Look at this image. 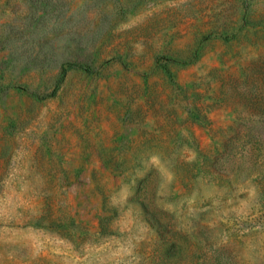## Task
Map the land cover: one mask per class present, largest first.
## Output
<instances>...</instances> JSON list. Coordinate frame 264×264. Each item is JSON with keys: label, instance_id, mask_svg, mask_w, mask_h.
<instances>
[{"label": "rangeland", "instance_id": "rangeland-1", "mask_svg": "<svg viewBox=\"0 0 264 264\" xmlns=\"http://www.w3.org/2000/svg\"><path fill=\"white\" fill-rule=\"evenodd\" d=\"M0 264H264V0H0Z\"/></svg>", "mask_w": 264, "mask_h": 264}]
</instances>
